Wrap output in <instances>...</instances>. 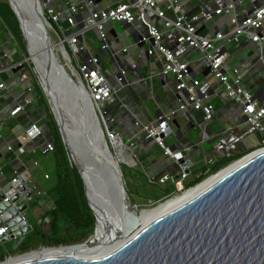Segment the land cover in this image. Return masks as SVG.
Masks as SVG:
<instances>
[{
	"label": "water",
	"instance_id": "obj_1",
	"mask_svg": "<svg viewBox=\"0 0 264 264\" xmlns=\"http://www.w3.org/2000/svg\"><path fill=\"white\" fill-rule=\"evenodd\" d=\"M6 1L25 43L26 60L35 69L30 60L29 43L46 50L50 40L39 2ZM18 13L26 18L25 28ZM48 53L42 55L47 72L46 84L61 118L67 123V135L64 136L42 86L41 90L69 160L73 150L84 167L82 171L75 163L72 164L82 181L84 197L94 218V229L92 235L81 243L40 247L0 264H264L263 148L226 167L236 166L190 200L143 224L141 212L156 209L171 199L157 205L132 204L124 187L119 160L109 148L91 100L84 88L71 79L56 54L52 50ZM20 68H23V62ZM179 163L185 162L181 160ZM29 178V173L21 177L19 194L9 185L0 193V228L6 226L10 236L4 241L20 239L32 232L22 215L27 209L26 201L34 196L26 184ZM175 190V197L183 194V183L179 182ZM5 198L9 201L2 204ZM97 212L116 223L123 222V241L80 257L79 253L92 249L98 242L93 241ZM67 231L72 232L71 225L66 226ZM29 255L33 257L24 259ZM14 259L24 260L9 263Z\"/></svg>",
	"mask_w": 264,
	"mask_h": 264
},
{
	"label": "crops",
	"instance_id": "obj_2",
	"mask_svg": "<svg viewBox=\"0 0 264 264\" xmlns=\"http://www.w3.org/2000/svg\"><path fill=\"white\" fill-rule=\"evenodd\" d=\"M81 1L62 0L54 7L59 8L61 4L64 5V2L81 5ZM114 1L98 0L92 10L112 7ZM180 4L188 15H193L201 10L213 11L223 6L221 0H180ZM245 9L248 10L249 6L246 5ZM243 11L244 9H240L239 13ZM166 17L174 19V15L171 13H166ZM145 21L164 32L159 19L146 16ZM197 28L200 32H209L210 34L215 28L226 33L230 26L228 18L221 17L211 23L199 25ZM106 32L110 47L105 52L97 51L95 31H88L85 41L89 54L97 56L101 71L109 84L116 90L113 101L104 107L105 123L107 129L118 134L124 144L121 158L116 159L119 160V164L125 166L122 178L132 204L144 206L155 202L160 203L174 195L176 190L170 182L163 185L158 183V180L163 176L177 178L180 176L181 169L186 168L189 170V176L184 181V187L191 188L201 180L225 169L261 147V143L264 141V132L247 124L245 117L241 114L240 107L232 99L222 95V86L206 69L202 54L175 43L177 32H164L162 44L170 48L181 61L188 63L192 77L199 81L198 92L210 97L214 113L212 119L207 123L202 122L201 113L193 111L189 106L185 113L178 110L180 103L187 104V99L184 94L175 92L172 76H168L167 80L159 76L162 56L154 54L152 57H148L146 46L137 44L138 36L147 33L143 23L126 26L113 22L106 25ZM124 49L126 51H123ZM15 52L11 41L0 37V69L5 70L6 67L13 64ZM226 52L229 58L225 69L229 70L236 66L245 67L244 72L247 74L244 83L249 89H254L260 83L259 74L262 73V68L257 63L255 47L247 41H242L235 46H226ZM86 56L87 54H83L84 58ZM119 71L125 73L122 84L117 82ZM0 81L6 87L3 92L0 91V102L2 108L9 109L23 91L24 86L18 84V78L12 72H3L0 75ZM6 109L0 114L2 123L0 128L8 132L4 139L12 141L25 128L27 115L16 119L8 118ZM170 113L174 114L170 116ZM26 114L28 116L31 114V108L27 109ZM159 115L170 116V131L164 142L171 153L181 155L185 162L182 167L165 156L161 148L153 141L147 140L143 133L134 126L135 122L140 125L154 124ZM41 117L31 119H38L43 125ZM9 121L10 128L7 127ZM262 126L264 128V119ZM42 142L43 140H40L34 146L39 150L38 147H41L39 145H42ZM27 149L31 150L32 145H29ZM2 153L0 165L7 164V169L5 177L0 178V186L8 181L9 168L19 169L20 163H26L28 166L31 163L27 158L30 157V152L24 155L26 162L21 158L17 160L4 151ZM35 154L42 155L40 152ZM206 160L213 162L210 168L205 165ZM53 161L51 156L52 171L43 173V178L53 176ZM140 183H145L147 186H161L163 193L156 198L144 196L143 198L138 188Z\"/></svg>",
	"mask_w": 264,
	"mask_h": 264
},
{
	"label": "built area",
	"instance_id": "obj_3",
	"mask_svg": "<svg viewBox=\"0 0 264 264\" xmlns=\"http://www.w3.org/2000/svg\"><path fill=\"white\" fill-rule=\"evenodd\" d=\"M98 0H82L81 5H72L65 3L64 5L55 8L62 0H38L42 16L47 25L49 39H53V46L57 51H54L64 69L69 75L78 82L85 90L91 103L98 115V118L104 128L105 138L108 144L113 147L119 142L122 150L119 154L121 158L124 151L118 134L107 129L105 123L104 107L113 101L116 90L109 84L105 75L100 69L98 58L95 55L89 54L88 45L85 41V36L88 31H95L97 37V51L105 52L109 49L108 33L106 25L109 23H120L126 26L141 24L146 27L147 33L138 36L137 44L146 46V54L152 57L154 54L162 56V66L159 71V76L164 80L168 76L174 79V90L178 94H184L187 99V104L180 103L178 110L182 113L186 112L187 106L193 111L199 112L202 119L208 122L212 119L214 108L211 105L210 97L202 95L198 92L199 81L194 79L190 73L187 62L177 58L172 50L162 44L163 33L168 31L177 32L175 43L187 47L192 51L200 52L203 56V61L208 72L222 86V95L234 101L241 109V114L245 117L247 124L254 129L264 132L262 120L264 119V0H221L223 6L214 9L213 11L201 10L193 15L185 13L181 7L180 0H115L112 7L100 10H92V7ZM249 9L246 10L245 6ZM240 9H244L239 13ZM166 13L174 15V19H168ZM155 17L162 22L164 32L160 31L155 26L146 23V16ZM226 17L229 20V30L226 33L215 28L212 33L200 32L197 28L199 25L211 23L216 19ZM8 39L12 37L8 34ZM242 41H247L253 45L257 53V63L262 68L260 83L254 89H249L244 83L245 67L236 66L226 70L228 61V53L226 46H235ZM51 42V41H50ZM123 51H126L125 49ZM83 54H87L84 58ZM74 61L76 67L74 66ZM30 68L32 75L22 72L20 63ZM16 64H11L5 70L0 69V75L3 72H14L18 78V84L23 85L24 89L15 99L9 109L2 108L0 102V114L6 109L8 118H19L26 116L27 125L22 132L17 135L12 141H6L2 135L3 129L0 128V157L3 156V151L20 160L26 153L31 155L40 152L42 155L52 154L54 146L52 143L43 139L42 124L38 119L32 120L27 109L32 107L36 102V93L33 85V75L36 74L35 69L31 68L30 63L25 59ZM251 67L249 68V71ZM125 73L119 71L117 82L123 83ZM6 89L5 84L0 81V91ZM1 98V96H0ZM174 113H170V116ZM169 115H159L154 124L140 125L134 123L135 128H138L147 140L153 141L159 148L164 151V155L168 156L172 161L180 164L183 160L181 155L171 153L166 147L164 139L170 131ZM2 123L0 121V127ZM43 140V144L39 145V150L34 146L38 141ZM29 145L32 149L28 151ZM264 149V141L259 149ZM21 167L15 169L9 168L10 177L8 181L0 186V193L7 185L11 186L16 194L20 193L22 185L21 177L29 173V166L26 163H20ZM33 167L37 166L36 161L30 163ZM206 166L209 168L213 165L211 160H206ZM7 164L0 165V178L5 177ZM222 171V170H221ZM220 172V171H219ZM219 172L205 178L201 183L217 175ZM189 176V170L181 169L180 176L174 178L172 176H163L158 180V183L163 185L170 182L174 188L178 183H183L184 193L191 188L184 187V181ZM44 179H48L47 176ZM28 187L37 196L39 192H35L34 187L30 186V178L26 181ZM176 192L171 197H175ZM170 197V198H171ZM29 198L28 201H30ZM8 198H5L1 203H7ZM24 217V214H22ZM25 218V217H24ZM38 225L47 228L48 220L39 221ZM9 238V229L6 226L0 228V245H5ZM23 238L14 239L17 243L14 245V250L23 243ZM10 241V239H9ZM11 259L6 256L3 261ZM1 263V262H0Z\"/></svg>",
	"mask_w": 264,
	"mask_h": 264
},
{
	"label": "trees",
	"instance_id": "obj_4",
	"mask_svg": "<svg viewBox=\"0 0 264 264\" xmlns=\"http://www.w3.org/2000/svg\"><path fill=\"white\" fill-rule=\"evenodd\" d=\"M0 21L4 25L5 31L15 41L17 47L21 51H26L18 23L6 0H0ZM18 62H21V59L17 56L16 51L13 57V64ZM22 72L32 75L30 68L26 65H24ZM33 85L36 93V102L30 107L31 114L29 116L30 118L43 116V125L41 127L43 139L54 146V152L52 153L54 159V185L48 193L53 201H51V207L45 212V217L43 218L48 220V226L45 233H42L39 229L41 226L38 225L39 228L35 234L40 244L44 247L74 245V243L85 241V237L93 232L94 218L84 197L82 181L76 169L70 164L68 152L61 142L58 128L49 111L46 99L35 80ZM26 126H28L27 123ZM202 181L198 182V184ZM39 196H41L40 193ZM49 197L46 196V199L50 200L48 199ZM33 203L36 205V202ZM67 225H71L72 232H65ZM5 257L6 255H0V262Z\"/></svg>",
	"mask_w": 264,
	"mask_h": 264
},
{
	"label": "bare ground",
	"instance_id": "obj_5",
	"mask_svg": "<svg viewBox=\"0 0 264 264\" xmlns=\"http://www.w3.org/2000/svg\"><path fill=\"white\" fill-rule=\"evenodd\" d=\"M18 18L22 22V27L25 28V23L24 19L25 16L23 14L18 13ZM31 48L29 50L30 53V60L34 63L35 65V71L39 77L40 84L42 88L44 89L47 99L49 100L51 109L58 121L60 122L62 132L65 135H67V123L65 120L61 118V112L58 110V107L56 106V102L49 91L47 84H46V77H47V72L45 71V66L43 63V54H47L50 52L51 47L49 49V46L47 45L46 50H40L38 47H34L31 43ZM54 49L53 44L51 45ZM31 51V52H30ZM47 51V52H46ZM50 54V53H48ZM53 56V55H52ZM69 75V74H68ZM70 76V75H69ZM71 77V76H70ZM71 79H73L71 77ZM74 80V79H73ZM75 81V80H74ZM115 146L112 147V153L114 154L115 158L119 157V154L122 150V147L119 142L114 144ZM71 163L76 164L82 171H84V167L81 164V162L78 160L77 156L74 154L73 150L71 151ZM236 166H231L227 169L222 170L220 173H218L216 176L211 177L210 179L204 181L203 183L199 184L197 187L192 188L191 190L187 192H183V194L176 196L172 198L171 200H168L166 203L163 205H160L156 209H149V211H143L140 214V221L141 223L145 224L148 223L149 221H152L158 217H161L162 215H165L166 213L170 212L171 210L177 208L178 206L182 205L186 201L190 200L193 198L195 195L198 193L202 192L204 189L209 187L212 183H214L220 176L224 175L225 173L229 172L230 170L234 169ZM161 203V202H160ZM153 208V207H152ZM99 212H97V224H96V231L95 235L93 236V241H98L95 242V247H93L90 250H86V252H81L79 253V256H85L94 252H98L104 249H107L121 241H123L122 232H123V222L122 223H116L115 221L104 217V215H98ZM103 216V217H102ZM46 253V252H44ZM33 257V255H29L24 259H28ZM24 259H14L11 260V262H18L20 260Z\"/></svg>",
	"mask_w": 264,
	"mask_h": 264
},
{
	"label": "rangeland",
	"instance_id": "obj_6",
	"mask_svg": "<svg viewBox=\"0 0 264 264\" xmlns=\"http://www.w3.org/2000/svg\"><path fill=\"white\" fill-rule=\"evenodd\" d=\"M0 37L2 39H5V38L8 39V32L5 31V27L1 21H0ZM11 44L13 45L15 51H17V56L21 59V61L25 60L28 57L27 51H21L19 49V47H17V45L15 44V41L13 40V38L11 39ZM52 44H54V42H53V39L51 38L49 40V49L51 47L50 50H52V52L54 54L55 53L54 51H57V50H56V48L53 49V47L51 46ZM30 48H31V45L29 44V50H30ZM28 62L30 63L31 68H33L31 62L30 61H28ZM4 65H5V63H4ZM74 66L76 67L75 61H74ZM33 70H34V68H33ZM32 72L34 73V71H32ZM66 72L68 73L67 70H66ZM33 79L35 80L36 84L39 86V88L41 90V84H40V80H39L37 73L35 75H33ZM46 103H47V106H48L49 111L51 113L50 106L48 105L47 99H46ZM51 115H52V113H51ZM42 117H41V119H42ZM52 117H53V115H52ZM53 120L55 121L54 117H53ZM10 126H11V123L9 121L7 123V127L10 128ZM2 135L4 138H6L8 135V132L4 130L2 132ZM109 148L112 152V147L110 145H109ZM51 156H52L51 154L44 155V156L40 155V154H35V155L33 154V155H30V157H27L28 162H30V161L32 162V160H35L37 162L36 167H33L32 165L29 166L30 186L34 187L35 192H39L41 195V196H39V194H38V196H36L35 198L33 196L32 199H30V201L27 202V209L24 212L25 219L28 222V224L31 226L32 232L24 236L23 245L20 246L17 251L14 250V245L17 243L16 241L10 240L7 243H5V245H0V255L1 256L6 255V256H10V257L14 258V257H17V255H20V252L24 251V249L29 250V249L37 247L40 244L39 239L35 234L36 230L39 228L38 222L41 220L42 221L44 220L43 218L45 217V212L51 207V201H53L49 197L48 193L54 185V178H53V176H48L47 180L46 179L44 180V178H43V173L48 172V171L49 172L52 171L53 167L51 166V163H50ZM52 158H53V156H52ZM21 160L24 161L25 157H22ZM26 161L27 160H25V162ZM70 164L72 165L71 161H70ZM119 168H120L121 175H123L122 173H124V171H125V166L123 164H119ZM138 188L140 189V194L142 195V197L144 196L146 198H149V197L150 198L151 197L156 198L158 196H161V194L163 193L161 186H147L145 183H140ZM46 196L49 197L48 199H50V200H47ZM33 198H34V200H33ZM172 198L173 197H171L169 199H172ZM33 202H36L35 203L36 205H34ZM158 203L159 202H155V203H153V205H157ZM39 229L42 233L43 232L45 233V231H46V228L44 226H41ZM67 232H70V231H67ZM91 235H92V233L88 234L85 237V239H88V237H90ZM71 242H73V241H71ZM74 244H76V243H74ZM36 250H37V248H35L33 251H36Z\"/></svg>",
	"mask_w": 264,
	"mask_h": 264
},
{
	"label": "flooded vegetation",
	"instance_id": "obj_7",
	"mask_svg": "<svg viewBox=\"0 0 264 264\" xmlns=\"http://www.w3.org/2000/svg\"><path fill=\"white\" fill-rule=\"evenodd\" d=\"M40 247H43V248H52V247H44V246H42V244H39L37 247H35V248H37V250L40 248ZM35 248H32V249H29V250H27V249H24V251H22V252H20V255H17V257H19V256H21V255H23V254H25V253H28V252H31V251H33ZM12 258V257H11Z\"/></svg>",
	"mask_w": 264,
	"mask_h": 264
}]
</instances>
